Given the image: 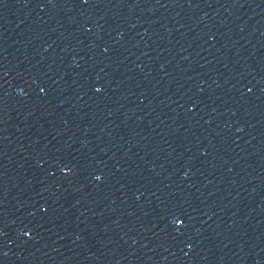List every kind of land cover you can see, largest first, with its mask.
<instances>
[{"label": "water", "instance_id": "95a60500", "mask_svg": "<svg viewBox=\"0 0 264 264\" xmlns=\"http://www.w3.org/2000/svg\"><path fill=\"white\" fill-rule=\"evenodd\" d=\"M0 264H264V0H0Z\"/></svg>", "mask_w": 264, "mask_h": 264}]
</instances>
